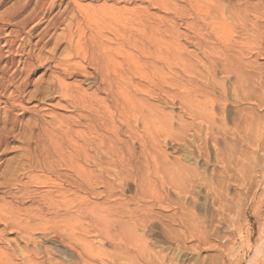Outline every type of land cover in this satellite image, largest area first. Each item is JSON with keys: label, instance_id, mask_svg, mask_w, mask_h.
Masks as SVG:
<instances>
[{"label": "rangeland", "instance_id": "1", "mask_svg": "<svg viewBox=\"0 0 264 264\" xmlns=\"http://www.w3.org/2000/svg\"><path fill=\"white\" fill-rule=\"evenodd\" d=\"M73 3L88 12L115 5L58 0L50 17L70 11ZM135 5L146 16L147 4ZM149 12L152 66L143 72L152 86L136 81L152 89V95H140L152 114V136L141 132L144 139L135 142L137 182L125 179L121 188L124 203L136 194L146 199L138 226L126 225L141 260L109 243L96 244L103 245L107 264H144L146 253L150 264H264V0H152ZM209 60L210 70L203 64ZM51 74L48 67L37 71L17 106L0 92V200L24 208L46 205L57 190V178L35 165L55 140L50 122L72 124L77 116L58 98L30 100L38 81ZM81 81L89 90L90 80H68ZM119 148L128 157V145ZM7 238L16 247V235Z\"/></svg>", "mask_w": 264, "mask_h": 264}, {"label": "bare ground", "instance_id": "2", "mask_svg": "<svg viewBox=\"0 0 264 264\" xmlns=\"http://www.w3.org/2000/svg\"><path fill=\"white\" fill-rule=\"evenodd\" d=\"M11 1L0 0V92L6 103L19 105L32 76L48 67L51 76L38 81L30 100L58 98L77 116L72 124L50 122L55 140L44 160L35 162L36 169L57 178L48 203L24 208L19 201L0 200V264H107L97 241L121 254L133 253L131 258L139 262L137 243L126 225L138 226L140 203L146 199L138 200L136 194L124 203L121 188L125 179L137 182L135 142L144 139L141 132L152 136V114L140 98L152 95L147 88L152 79L143 72L146 64L152 66V0H114L115 5L90 12L73 3V9L55 18L50 16L58 0ZM137 2L147 4L146 16ZM121 3L134 6L119 7ZM44 21L49 24L42 28ZM60 26L63 32L56 34ZM211 62L203 61L208 70ZM73 78L90 80L89 90L84 81L69 83ZM137 79L147 80V87ZM124 144L128 157L119 148ZM10 234L17 237L16 247L7 238ZM142 258L151 263L150 253Z\"/></svg>", "mask_w": 264, "mask_h": 264}]
</instances>
